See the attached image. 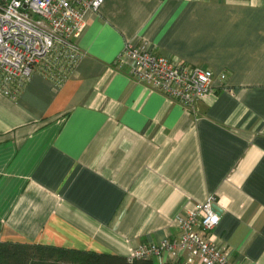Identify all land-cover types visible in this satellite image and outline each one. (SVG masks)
<instances>
[{"label": "crops", "instance_id": "1", "mask_svg": "<svg viewBox=\"0 0 264 264\" xmlns=\"http://www.w3.org/2000/svg\"><path fill=\"white\" fill-rule=\"evenodd\" d=\"M89 18L63 83L0 94V241L132 258L217 194L216 245L264 264V0H105ZM144 40L226 83L193 108L149 89L117 63Z\"/></svg>", "mask_w": 264, "mask_h": 264}, {"label": "built area", "instance_id": "2", "mask_svg": "<svg viewBox=\"0 0 264 264\" xmlns=\"http://www.w3.org/2000/svg\"><path fill=\"white\" fill-rule=\"evenodd\" d=\"M104 2L0 0V94L17 96L36 72L63 83L82 57L78 40L90 15L97 14ZM117 63L128 69L134 80L188 108L207 95H215L216 80L226 83L227 79L225 73L217 76L210 68L158 54L146 40L127 43ZM223 88L232 91L227 85ZM219 204L217 194L209 195L178 217L179 237L140 244L132 258H154L164 252L179 258L190 251L186 264H195L194 258L200 264H240L214 241L213 231L221 218V211L215 208Z\"/></svg>", "mask_w": 264, "mask_h": 264}, {"label": "trees", "instance_id": "3", "mask_svg": "<svg viewBox=\"0 0 264 264\" xmlns=\"http://www.w3.org/2000/svg\"><path fill=\"white\" fill-rule=\"evenodd\" d=\"M0 264H155L153 258L61 248L52 245L0 241Z\"/></svg>", "mask_w": 264, "mask_h": 264}, {"label": "water", "instance_id": "4", "mask_svg": "<svg viewBox=\"0 0 264 264\" xmlns=\"http://www.w3.org/2000/svg\"><path fill=\"white\" fill-rule=\"evenodd\" d=\"M215 208L221 211V208L218 205H215Z\"/></svg>", "mask_w": 264, "mask_h": 264}]
</instances>
